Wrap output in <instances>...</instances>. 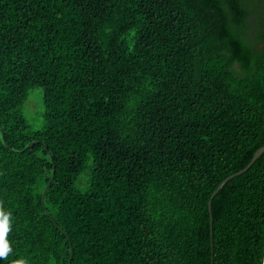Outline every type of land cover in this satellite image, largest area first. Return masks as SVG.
<instances>
[{
	"label": "trees",
	"instance_id": "1",
	"mask_svg": "<svg viewBox=\"0 0 264 264\" xmlns=\"http://www.w3.org/2000/svg\"><path fill=\"white\" fill-rule=\"evenodd\" d=\"M263 146L264 0H0V264H264Z\"/></svg>",
	"mask_w": 264,
	"mask_h": 264
},
{
	"label": "water",
	"instance_id": "2",
	"mask_svg": "<svg viewBox=\"0 0 264 264\" xmlns=\"http://www.w3.org/2000/svg\"><path fill=\"white\" fill-rule=\"evenodd\" d=\"M264 154V146L261 147L260 149H258L252 160L250 161V163L247 165L246 168H244L243 170L239 171L236 174H233L231 176H229L227 179H225L216 189V191L212 194L209 204H208V210H209V214H210V225H211V239H212V244H213V214H212V203L214 198L219 194V192L224 188V186L226 184H228L232 179L243 175L244 173H246L249 169H251V167L256 163V161ZM212 264H214V260H212Z\"/></svg>",
	"mask_w": 264,
	"mask_h": 264
},
{
	"label": "rangeland",
	"instance_id": "3",
	"mask_svg": "<svg viewBox=\"0 0 264 264\" xmlns=\"http://www.w3.org/2000/svg\"><path fill=\"white\" fill-rule=\"evenodd\" d=\"M42 90H35L28 103L25 105L24 114L30 120L35 128H39L41 125V105H42ZM40 96V99L38 97ZM41 100V101H40ZM43 108V107H42Z\"/></svg>",
	"mask_w": 264,
	"mask_h": 264
}]
</instances>
